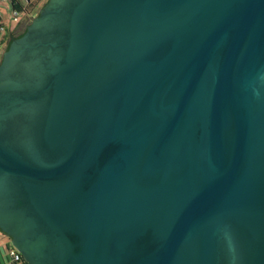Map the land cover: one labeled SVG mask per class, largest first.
I'll use <instances>...</instances> for the list:
<instances>
[{
  "label": "water",
  "instance_id": "obj_1",
  "mask_svg": "<svg viewBox=\"0 0 264 264\" xmlns=\"http://www.w3.org/2000/svg\"><path fill=\"white\" fill-rule=\"evenodd\" d=\"M0 231L27 264H264V0H49L0 63Z\"/></svg>",
  "mask_w": 264,
  "mask_h": 264
},
{
  "label": "rangeland",
  "instance_id": "obj_2",
  "mask_svg": "<svg viewBox=\"0 0 264 264\" xmlns=\"http://www.w3.org/2000/svg\"><path fill=\"white\" fill-rule=\"evenodd\" d=\"M47 0H42L38 7L31 11V13L25 16L21 13L19 17H15L12 7L8 3L0 2V14L4 20L6 28L11 31V35H17L21 33L33 20L34 17L38 15L40 10L45 6ZM9 36V37H10ZM9 37L5 40V45L8 42ZM3 53L0 50V62L2 60ZM11 246L10 240L5 237L0 231V249L8 253V247Z\"/></svg>",
  "mask_w": 264,
  "mask_h": 264
},
{
  "label": "trees",
  "instance_id": "obj_3",
  "mask_svg": "<svg viewBox=\"0 0 264 264\" xmlns=\"http://www.w3.org/2000/svg\"><path fill=\"white\" fill-rule=\"evenodd\" d=\"M42 0H0L1 3H8L13 11L14 15L15 13L18 14V17L20 16L21 13H24L25 16L29 15L32 10L36 9L38 5L40 4ZM49 0L46 1L45 5L47 4ZM31 24V23H30ZM29 24V25H30ZM28 25V26H29ZM28 26L21 32L19 33L15 39H18L22 37L28 29ZM11 35V31L6 28V25L4 23V20L2 18V15L0 14V39H1V47L5 44V40ZM13 41V40H12ZM8 42L6 50L9 48L11 42ZM13 264L11 262V259L8 255V253H5L4 250L1 251L0 249V264ZM27 264V263H26Z\"/></svg>",
  "mask_w": 264,
  "mask_h": 264
},
{
  "label": "built area",
  "instance_id": "obj_4",
  "mask_svg": "<svg viewBox=\"0 0 264 264\" xmlns=\"http://www.w3.org/2000/svg\"><path fill=\"white\" fill-rule=\"evenodd\" d=\"M15 17H18L17 13H15ZM0 47H1V39H0ZM8 255L13 264H26L23 256L12 246L8 247Z\"/></svg>",
  "mask_w": 264,
  "mask_h": 264
},
{
  "label": "flooded vegetation",
  "instance_id": "obj_5",
  "mask_svg": "<svg viewBox=\"0 0 264 264\" xmlns=\"http://www.w3.org/2000/svg\"><path fill=\"white\" fill-rule=\"evenodd\" d=\"M17 35H18V34H17ZM17 35L10 36L9 39H8V42L14 40V39L16 38ZM8 42L6 43V45L4 44L2 47H0V50H1V52H2L3 54H4V52L6 51V48H7L6 46H7ZM2 57H3V55H2ZM0 63H1V62H0Z\"/></svg>",
  "mask_w": 264,
  "mask_h": 264
},
{
  "label": "crops",
  "instance_id": "obj_6",
  "mask_svg": "<svg viewBox=\"0 0 264 264\" xmlns=\"http://www.w3.org/2000/svg\"><path fill=\"white\" fill-rule=\"evenodd\" d=\"M5 264V263H4ZM8 264V263H7Z\"/></svg>",
  "mask_w": 264,
  "mask_h": 264
}]
</instances>
